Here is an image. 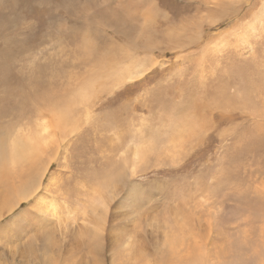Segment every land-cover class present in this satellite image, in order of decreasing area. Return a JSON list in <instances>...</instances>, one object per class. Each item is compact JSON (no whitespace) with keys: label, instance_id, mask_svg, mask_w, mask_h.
Returning a JSON list of instances; mask_svg holds the SVG:
<instances>
[{"label":"rangeland","instance_id":"obj_1","mask_svg":"<svg viewBox=\"0 0 264 264\" xmlns=\"http://www.w3.org/2000/svg\"><path fill=\"white\" fill-rule=\"evenodd\" d=\"M0 144V264H264V0H0Z\"/></svg>","mask_w":264,"mask_h":264},{"label":"bare ground","instance_id":"obj_2","mask_svg":"<svg viewBox=\"0 0 264 264\" xmlns=\"http://www.w3.org/2000/svg\"><path fill=\"white\" fill-rule=\"evenodd\" d=\"M122 72V71H121ZM117 73V72H116ZM117 76V74H115ZM121 74H119L120 76ZM121 77V76H120ZM116 78V77H115ZM92 81V80H91ZM87 83L89 85L90 82ZM94 83V82H93ZM92 83V84H93ZM85 87V90H86V86ZM88 87V86H87ZM90 87V86H89ZM16 88V87H15ZM81 95V94H79ZM86 96L84 95L83 98H85ZM67 113H69V111H66ZM43 134V133H42ZM42 134H39L40 136H42ZM42 139V138H41ZM41 139H35L34 141H28L26 143H24L23 145L21 146H18L16 148V151L18 154V156L20 157V159H23V161H28L30 164L37 161V157L40 156V152H42L44 150V145H46L47 143H45V141L41 140ZM1 146V144H0ZM3 150L2 148L0 147V173L2 172L3 174H6L8 173V170L9 169H6V161H5V158H4V154H3ZM13 155V154H12ZM14 159V157L12 158V160ZM27 162V163H28ZM18 163V162H17ZM16 163V164H17ZM24 165V164H23ZM13 167V165H12ZM19 167V166H18ZM26 167V165L24 166ZM10 168V166L8 167ZM11 169V168H10ZM30 170H32L33 168L29 167ZM37 170H33V171H30L29 173V176H31L32 178H35L36 179V174H37ZM23 178H26L24 179V182H23V186H17V187H6L3 191V196L5 197H8L9 199H6V202L4 201V208L6 209H11L12 208V204L17 201V200H22V198H27L30 194V189L33 187L32 183L29 181L28 179V176L24 175ZM42 181V180H41ZM16 182V181H15ZM30 182V183H29Z\"/></svg>","mask_w":264,"mask_h":264}]
</instances>
